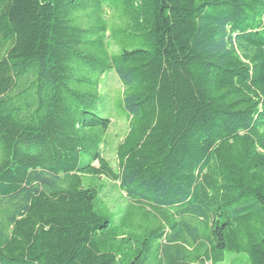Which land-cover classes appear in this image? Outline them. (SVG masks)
Returning a JSON list of instances; mask_svg holds the SVG:
<instances>
[{
  "label": "trees",
  "instance_id": "trees-1",
  "mask_svg": "<svg viewBox=\"0 0 264 264\" xmlns=\"http://www.w3.org/2000/svg\"><path fill=\"white\" fill-rule=\"evenodd\" d=\"M224 261L264 264V0H0V264Z\"/></svg>",
  "mask_w": 264,
  "mask_h": 264
},
{
  "label": "rangeland",
  "instance_id": "rangeland-1",
  "mask_svg": "<svg viewBox=\"0 0 264 264\" xmlns=\"http://www.w3.org/2000/svg\"><path fill=\"white\" fill-rule=\"evenodd\" d=\"M122 90L123 85L113 72L104 79L101 85V91L106 94L105 98L107 99V107L110 112L111 124L105 136V155L111 161L114 160L115 146L123 139L128 129L127 119L122 115L121 107L118 106ZM100 182L104 185L103 195L109 206L114 209L123 204L121 193L117 188V183L103 178L100 179ZM220 264H228V262L224 261Z\"/></svg>",
  "mask_w": 264,
  "mask_h": 264
}]
</instances>
